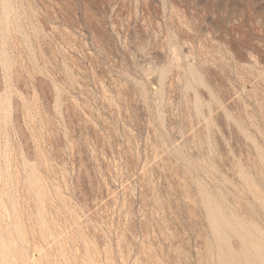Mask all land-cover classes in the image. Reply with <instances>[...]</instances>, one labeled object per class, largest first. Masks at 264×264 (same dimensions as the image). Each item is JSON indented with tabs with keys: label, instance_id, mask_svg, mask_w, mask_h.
<instances>
[{
	"label": "rangeland",
	"instance_id": "1",
	"mask_svg": "<svg viewBox=\"0 0 264 264\" xmlns=\"http://www.w3.org/2000/svg\"><path fill=\"white\" fill-rule=\"evenodd\" d=\"M0 244L264 264V0H0Z\"/></svg>",
	"mask_w": 264,
	"mask_h": 264
},
{
	"label": "bare ground",
	"instance_id": "2",
	"mask_svg": "<svg viewBox=\"0 0 264 264\" xmlns=\"http://www.w3.org/2000/svg\"><path fill=\"white\" fill-rule=\"evenodd\" d=\"M7 24V23H6ZM208 68V67H207ZM251 69V68H250ZM210 70V69H209ZM211 72H213L212 70H211ZM171 78V77H170ZM169 78V79H170ZM172 85V84H171ZM130 92V91H129ZM122 95H123V93H122ZM109 102V101H108ZM216 111H217V109H216ZM247 118V117H246ZM199 128V127H198ZM196 130H198V129H196ZM190 131V130H189ZM199 132V131H198ZM191 136V135H190ZM193 138V137H192ZM32 186V185H31ZM30 186V187H31ZM39 187V186H38ZM27 188V187H26ZM34 189V188H33ZM26 190H28V189H26ZM31 191V190H30ZM34 191V190H33ZM28 193V192H27ZM44 193V192H43ZM36 196V195H35ZM35 198V197H34ZM35 202V201H34ZM205 203H206V207H207V210H208V212H209V214L210 215H212L213 217H218L219 218V221H220V223L223 225V227L226 229V228H228L229 227V222H228V220L226 219V217L220 212V210L219 209H221V208H219L218 209V207L208 198V197H206L205 198ZM219 206V205H218ZM40 207V206H39ZM45 208V207H44ZM46 211V210H45ZM222 211V210H221ZM230 217V216H229ZM235 220V219H234ZM233 223V222H232ZM234 225V224H233ZM238 228V227H237ZM18 229V228H17ZM224 229V230H225ZM240 229V228H239ZM243 233V232H242ZM243 237H244V235H243ZM240 239V238H239ZM63 240V239H62ZM64 241V240H63ZM257 241V240H256ZM259 241V240H258ZM1 245V244H0ZM248 245V244H247ZM246 245V246H247ZM227 246V245H226ZM9 247H10V245H9ZM251 249V248H250ZM255 251H256V254L257 255H260L261 254V246H258V245H255V249H254ZM13 251V250H12ZM228 252V251H227ZM245 253V252H244ZM229 254H230V258H232L231 257V255H232V252L230 251L229 252ZM249 254V253H248ZM255 254V255H256ZM220 255V254H219ZM1 256V255H0ZM239 258H240V256H239ZM250 260V259H249ZM12 261V260H11ZM99 261V260H98Z\"/></svg>",
	"mask_w": 264,
	"mask_h": 264
}]
</instances>
